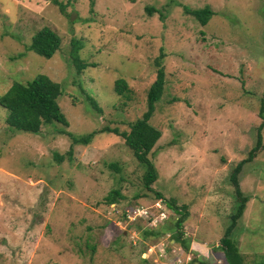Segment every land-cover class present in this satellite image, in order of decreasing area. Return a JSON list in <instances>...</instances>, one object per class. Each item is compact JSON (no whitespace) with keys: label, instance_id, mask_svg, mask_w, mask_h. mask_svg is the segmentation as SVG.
Segmentation results:
<instances>
[{"label":"rangeland","instance_id":"374dc122","mask_svg":"<svg viewBox=\"0 0 264 264\" xmlns=\"http://www.w3.org/2000/svg\"><path fill=\"white\" fill-rule=\"evenodd\" d=\"M60 1L63 12L50 0H0V93L44 73L59 84L67 121L16 130L0 105V264H225L219 239L236 203L229 173L264 117V0ZM184 6L213 14L202 25ZM43 26L60 37L48 58L27 49ZM73 40L86 63L80 70ZM160 49L165 82L148 119L160 136L148 154L156 178L147 190L145 166L123 138L98 130L127 131L146 109ZM116 78L126 93L114 91ZM92 130L87 144L67 135ZM260 133L261 149L238 173L247 199L229 234L250 263L264 254V124ZM113 189L119 195L107 202ZM169 200L186 205V251L169 230L144 236L151 220L126 213L160 207L170 220Z\"/></svg>","mask_w":264,"mask_h":264},{"label":"trees","instance_id":"16d2710c","mask_svg":"<svg viewBox=\"0 0 264 264\" xmlns=\"http://www.w3.org/2000/svg\"><path fill=\"white\" fill-rule=\"evenodd\" d=\"M50 1L58 6L60 12L64 11L65 4L60 0ZM183 9L185 13L192 15L202 25H204L210 18L211 14H213V11L208 6L192 9L184 6ZM145 10L148 14L153 11L151 7H145ZM59 44L60 37L58 34L48 26H43L32 34L27 49L40 56L48 58L58 49ZM78 48L79 46L73 40L71 42L70 51L71 60L76 69L80 70L86 66V63L80 61L77 55ZM162 58L163 53L160 49L158 55L153 60L155 77L146 90V109L139 117L135 118L132 122H129L128 130H118L117 127L108 126H104L98 130H106L123 138L125 146L130 149L135 159L145 166L142 179L147 190H151V183L156 178V170L149 159L148 154L160 136V131L152 126L148 119L154 110V103L160 98L164 88L165 80ZM113 89L120 95L126 93L128 90L126 81L123 78H116L114 80ZM59 93V84L44 73H37L24 83L13 81L6 90L0 93V105L7 109L5 122L8 126L16 130L34 133L40 130L41 125L48 123L51 120L66 125L67 121L57 103V96ZM87 100L96 111H100V107L92 97L87 96ZM263 124L264 117H262V122L257 127L256 141L248 151V155L237 162L229 173V181L233 186L236 203L230 214V222L228 226L225 227L223 235L219 239L222 258L225 264H264V254L255 255L257 258L251 263L246 262L244 255L229 238V234L235 226L236 220L240 217L247 199L239 188L238 173L241 170L242 164L245 161L251 160L261 149L263 144L261 142L260 129ZM98 131L92 130L82 136H74L70 132H67V135L71 138L72 143L87 144L90 142L92 136ZM69 154L70 149L68 150V155ZM54 157L58 162L62 159V155L58 153H54ZM111 166L116 168L114 163H112ZM117 195H119V191L113 189L105 199L107 202H113ZM156 195H158V193ZM164 203L175 211L176 217L169 220L166 216L165 220L167 221L160 222L157 224V227L155 226L149 229H144L143 234L144 236L159 237L169 230L171 231V239H173L174 242H177L180 247L186 251L189 248V240L183 236L181 230L187 215L186 205L181 204L180 206H176L171 200ZM199 262L205 264L202 261Z\"/></svg>","mask_w":264,"mask_h":264},{"label":"built area","instance_id":"2783aa9c","mask_svg":"<svg viewBox=\"0 0 264 264\" xmlns=\"http://www.w3.org/2000/svg\"><path fill=\"white\" fill-rule=\"evenodd\" d=\"M156 208L155 207H144V206L129 207L126 209V213L129 217H131V214H133L134 216L138 215V217L143 218V219L149 218V220H151V221L148 222V225L149 226H156L157 224L160 223V221H159V223H154L155 218L158 217L159 220H163V221L165 220V218H164L165 215L163 214L164 213L163 209L160 207H158L157 209ZM135 218H137V217H135Z\"/></svg>","mask_w":264,"mask_h":264},{"label":"clouds","instance_id":"9594fccd","mask_svg":"<svg viewBox=\"0 0 264 264\" xmlns=\"http://www.w3.org/2000/svg\"><path fill=\"white\" fill-rule=\"evenodd\" d=\"M138 219H140L141 220V218L140 217H137V220ZM143 219V218H142ZM166 219V218H165ZM134 221V220H133ZM165 221V220H164ZM149 228H152V227H155V226H149V225H147ZM157 226V225H156Z\"/></svg>","mask_w":264,"mask_h":264}]
</instances>
